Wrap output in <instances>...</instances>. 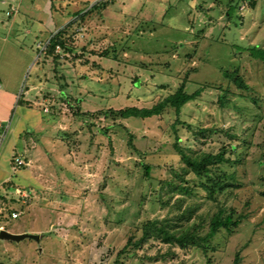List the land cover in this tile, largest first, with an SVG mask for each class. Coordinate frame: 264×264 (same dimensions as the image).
<instances>
[{
    "label": "rangeland",
    "instance_id": "374dc122",
    "mask_svg": "<svg viewBox=\"0 0 264 264\" xmlns=\"http://www.w3.org/2000/svg\"><path fill=\"white\" fill-rule=\"evenodd\" d=\"M98 1L106 7L82 11L90 1L80 0L79 9H62V23L76 16L64 26L68 49L60 47L55 62L42 55L36 86L26 94L42 120L23 138L28 165L17 179L24 202L13 189L7 193L19 215L1 225L41 236L0 239V264H233L236 253L237 264H264V63L248 51L264 49V0H242L230 16L228 0L92 5ZM223 71H236L248 90L227 82ZM181 81L187 93L203 90L177 116L168 108L144 119L104 114L149 108ZM176 118L186 152L225 148L229 163L215 174L233 173L232 187L210 197L205 183L182 172L171 146ZM169 181L190 187L191 195L170 190ZM187 206L203 224L220 208L241 219L231 233L218 231L206 253L154 238L132 247L143 222L176 225Z\"/></svg>",
    "mask_w": 264,
    "mask_h": 264
},
{
    "label": "crops",
    "instance_id": "0c3cea01",
    "mask_svg": "<svg viewBox=\"0 0 264 264\" xmlns=\"http://www.w3.org/2000/svg\"><path fill=\"white\" fill-rule=\"evenodd\" d=\"M89 1L82 11L92 6V0ZM79 2L0 0V134L4 131L3 137H0V202L13 198L8 196V191L19 189L17 178L26 177L27 170L24 167L14 168L11 160L13 156L27 160L23 148V138L28 134L26 129L31 124L38 126L42 120L39 108L31 106L30 98L26 96L27 93L31 96L36 86L37 66L44 54L39 47L71 23L73 17L62 23V9L67 10L70 6L78 8ZM27 75L29 82H26Z\"/></svg>",
    "mask_w": 264,
    "mask_h": 264
},
{
    "label": "trees",
    "instance_id": "16d2710c",
    "mask_svg": "<svg viewBox=\"0 0 264 264\" xmlns=\"http://www.w3.org/2000/svg\"><path fill=\"white\" fill-rule=\"evenodd\" d=\"M242 0H228L227 5L229 8L226 11L227 15L230 16L233 10H236L238 3ZM107 4H103L101 1L90 6V9H103L106 7ZM87 10V11H88ZM232 10V11H230ZM79 16V15H78ZM76 18L73 17L72 21ZM71 21V22H72ZM69 25V24H68ZM65 27L57 31L55 34L51 36L48 40L46 45V49L44 54L53 57V61H57V56L54 55V48L56 45L61 47L63 50L68 49L66 46V39L64 38L63 31ZM249 54L253 58H257L264 63V49L256 48L255 46L248 49ZM222 76L227 80V82L232 83L237 89L248 90V87L244 83L243 79L237 74L236 71L227 72L223 71ZM203 90V87L199 89L187 93L185 90V81H181L178 87L172 94L167 95L161 101L155 103L154 105L150 106L149 108H137V107H125L115 110H108L104 112V114L111 115L112 117H117L121 119H128V118H149L152 116L160 115L164 109H173L174 114L177 116L181 108L187 104L198 98ZM224 100V96H218L217 103L222 105ZM253 101V100H252ZM76 115H78L76 113ZM85 115V114H84ZM80 115V116H84ZM179 123V120L176 118L173 125L172 130L174 132V141L172 143V149L174 152L179 156L180 161L183 163L184 168L182 172L186 171L190 174H193L198 179L202 181L203 188L206 190L207 195L212 197L215 192L224 191L226 188L232 187L230 181L234 180L233 173H221L218 174L215 172L220 167L221 164L229 163V159L225 158V148H220L214 154H205L201 155L200 153H188L181 148L179 145V138L176 136L175 125ZM204 130H198V133H202ZM231 148H233L231 146ZM137 152V150L134 149ZM14 157V156H13ZM11 163L14 167L13 158ZM22 168V167H21ZM144 169V175L148 176L149 168L147 165H142ZM183 172V173H184ZM178 178H181L180 175H177ZM210 182V185H209ZM167 186L170 187V190H179L180 192L187 193L191 195V189L185 184L175 183L173 181L166 182ZM5 184L6 187H8ZM4 186V187H5ZM5 187V188H6ZM15 188H13L14 190ZM260 195L264 197V191L260 192ZM14 199V198H13ZM10 200L8 202H0V206H4L6 208H10ZM10 203V204H9ZM12 208V207H11ZM13 209V208H12ZM11 209V210H12ZM195 208L192 206H187L182 211H180L175 219L177 222L176 225H169L167 221H160V220H149L143 222L141 224V237L132 242V247L137 249V247L147 240L148 238L159 239L162 243L167 244L169 246H176L180 249H190L195 248L200 250L203 253H206L210 248L209 244L210 241L214 238L215 234L223 229L227 233H231V231L237 227L240 222L241 216L234 217L230 212L225 214L224 211L220 208L217 209L215 212L211 214L208 218V221L203 224L204 219L201 216H194ZM9 211V210H8ZM7 211V212H8ZM10 212V211H9ZM8 212V213H9ZM198 219L196 223H189L191 219ZM2 217L0 216V220ZM9 218H3V221L8 220ZM204 227V231H201ZM130 243H127L129 245ZM126 251V246L122 248L121 252ZM134 251H131L128 254H132ZM239 261L238 254L236 253L234 256L233 264H237Z\"/></svg>",
    "mask_w": 264,
    "mask_h": 264
},
{
    "label": "built area",
    "instance_id": "2783aa9c",
    "mask_svg": "<svg viewBox=\"0 0 264 264\" xmlns=\"http://www.w3.org/2000/svg\"><path fill=\"white\" fill-rule=\"evenodd\" d=\"M47 43L48 42H46L41 47H39L40 52H45ZM59 49H60V47L58 45H56L54 48V53H58ZM3 133H4V131L0 134L1 138L4 135ZM13 162H14V168H21V167L28 165L27 160L21 156H14ZM14 191H15L16 195L18 196V200L20 199L21 202H24L22 200L26 197V194L20 189H14ZM9 209H12V208L11 207L6 208L4 206H0V216L2 217V219L3 218H5V219H7V218L16 219L18 217L19 213L16 210L12 209V210H10L9 213H6ZM2 219L0 220V230H4V227L1 225L2 222H4Z\"/></svg>",
    "mask_w": 264,
    "mask_h": 264
},
{
    "label": "water",
    "instance_id": "95a60500",
    "mask_svg": "<svg viewBox=\"0 0 264 264\" xmlns=\"http://www.w3.org/2000/svg\"><path fill=\"white\" fill-rule=\"evenodd\" d=\"M41 235L39 234H31L27 232L23 233H11L6 230H0V239L1 240H10L14 242H18L22 239L29 238L34 241H38Z\"/></svg>",
    "mask_w": 264,
    "mask_h": 264
}]
</instances>
